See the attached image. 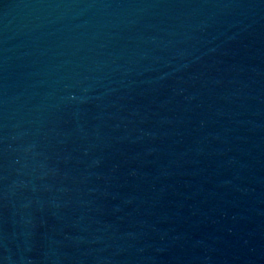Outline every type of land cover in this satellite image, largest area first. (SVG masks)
I'll use <instances>...</instances> for the list:
<instances>
[{
    "label": "water",
    "instance_id": "95a60500",
    "mask_svg": "<svg viewBox=\"0 0 264 264\" xmlns=\"http://www.w3.org/2000/svg\"><path fill=\"white\" fill-rule=\"evenodd\" d=\"M0 264H264V0H0Z\"/></svg>",
    "mask_w": 264,
    "mask_h": 264
}]
</instances>
